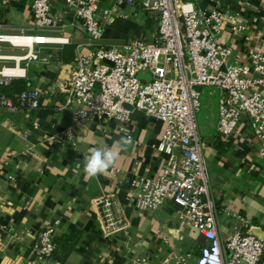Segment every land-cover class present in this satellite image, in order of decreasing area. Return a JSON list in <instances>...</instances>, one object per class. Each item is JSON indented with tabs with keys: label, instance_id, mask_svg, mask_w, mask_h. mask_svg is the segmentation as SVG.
Returning <instances> with one entry per match:
<instances>
[{
	"label": "crops",
	"instance_id": "obj_1",
	"mask_svg": "<svg viewBox=\"0 0 264 264\" xmlns=\"http://www.w3.org/2000/svg\"><path fill=\"white\" fill-rule=\"evenodd\" d=\"M217 1L242 26L235 31L228 26L220 33L219 40L229 48L228 62L251 63L250 52L264 53V0ZM53 2L58 30L71 40L54 47L62 60L69 53L68 46L84 41L85 35L81 20L64 0ZM113 3L103 0L101 6ZM195 3L212 5L211 0ZM130 7L127 16L113 15L105 22L103 40L154 39L158 28L155 33L149 31L144 10ZM4 11L0 31L21 30L34 22L32 0L13 3ZM140 13H144L143 19ZM18 52L0 47V55ZM58 59L48 64L21 63L25 71L21 79L41 90L39 107L22 113L0 108V264H27L47 225L55 230L58 248L44 264H161L172 249L198 254L203 237L186 226L181 208L167 203L151 212L136 206L132 180L160 173L162 156L156 148L164 123L133 110L124 129L116 119L93 117L87 125L75 124L73 107L60 109L65 101L61 88L70 78L72 61L61 64ZM12 63L0 59V67ZM208 108L210 112L201 115L200 131L217 202L219 235L222 241L247 232L264 238V156L258 144L254 146L246 125L230 137H222L217 130L216 106ZM129 135L132 145L121 149L115 142ZM91 147L119 152L107 176L85 178L83 161ZM108 194L115 195L124 207L127 233L109 234L103 227L96 201Z\"/></svg>",
	"mask_w": 264,
	"mask_h": 264
},
{
	"label": "built area",
	"instance_id": "obj_2",
	"mask_svg": "<svg viewBox=\"0 0 264 264\" xmlns=\"http://www.w3.org/2000/svg\"><path fill=\"white\" fill-rule=\"evenodd\" d=\"M20 1L0 0V8L6 10ZM102 1L64 0L81 20L85 39L75 43L60 109L73 107V121L78 125H87L94 117L116 119L124 129L133 110L164 123L156 148L162 156L160 173L132 180L136 206L153 212L164 204H175L183 211L186 226L197 230L203 241L198 254L172 249L161 264H261L264 238L247 232L222 241L219 235L217 202L197 114L204 89L217 91L219 134L228 138L246 125L264 156V53L250 52L251 63L228 62L229 48L219 40L220 33L228 26L234 31L242 26L217 0H211L210 7L197 6L196 0H114L104 7ZM126 6H136L159 22L154 39L103 42L105 22L113 15L127 16L122 13ZM32 14L31 27L0 31V47L19 51L0 55L13 62L0 67V85L25 75L23 61L48 64L58 59L54 47L71 43L58 30L53 0H32ZM40 104L37 87L14 95L0 93V108L10 112L22 113ZM96 205L107 233L128 232L127 215L115 195L103 196ZM57 248L55 230L47 225L27 264H44Z\"/></svg>",
	"mask_w": 264,
	"mask_h": 264
},
{
	"label": "clouds",
	"instance_id": "obj_3",
	"mask_svg": "<svg viewBox=\"0 0 264 264\" xmlns=\"http://www.w3.org/2000/svg\"><path fill=\"white\" fill-rule=\"evenodd\" d=\"M83 142V141H82ZM121 149H126L133 143V138L129 136H123L120 140L115 142ZM119 156L118 151H114L111 148H98L91 147L88 149V153L84 157L83 171L86 179L99 178V176H107L108 171L114 166Z\"/></svg>",
	"mask_w": 264,
	"mask_h": 264
},
{
	"label": "rangeland",
	"instance_id": "obj_4",
	"mask_svg": "<svg viewBox=\"0 0 264 264\" xmlns=\"http://www.w3.org/2000/svg\"><path fill=\"white\" fill-rule=\"evenodd\" d=\"M130 11H131V7L130 6H127L123 10V13L124 14H129ZM144 12H145V16L146 15H149L148 12H146V11H144ZM136 17H138V16H134L133 18L135 19ZM139 17H141V19H143L144 18V13H140V16ZM158 24H159V22L157 20H155V19L154 20H151L148 23L147 29L149 31H152L153 33H155L156 30H157V28H158ZM103 42L112 43V42H118V41H106V40H103ZM210 92H212V90H210L209 88H205L204 91L202 92V96H201V109H202V107H203V109L202 110L200 109V111L197 114V121H198L199 128H200V118H201V115L203 116L204 113L206 114V112H210L208 106H211V105L214 106L215 105L216 106V108H215L216 109V113H217V110H218V108H217L218 93H217V91L212 92V94Z\"/></svg>",
	"mask_w": 264,
	"mask_h": 264
},
{
	"label": "trees",
	"instance_id": "obj_5",
	"mask_svg": "<svg viewBox=\"0 0 264 264\" xmlns=\"http://www.w3.org/2000/svg\"><path fill=\"white\" fill-rule=\"evenodd\" d=\"M6 11H4V9L0 8V16L4 15ZM147 17V22L149 23L151 20H154L153 18H151L149 15L146 16ZM148 26V24H147ZM69 53L67 52L66 54H63V61L65 62H71L74 60L75 58V46L74 45H70L68 46ZM66 50V51H67ZM28 88H30L28 86V82L25 79H13L10 84L8 85H0V93H5L8 95H14L16 93L22 92L24 90H27Z\"/></svg>",
	"mask_w": 264,
	"mask_h": 264
},
{
	"label": "water",
	"instance_id": "obj_6",
	"mask_svg": "<svg viewBox=\"0 0 264 264\" xmlns=\"http://www.w3.org/2000/svg\"><path fill=\"white\" fill-rule=\"evenodd\" d=\"M140 77L147 79L148 78V75H146V74H140ZM127 106L130 107L129 105H127Z\"/></svg>",
	"mask_w": 264,
	"mask_h": 264
}]
</instances>
